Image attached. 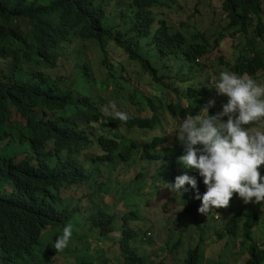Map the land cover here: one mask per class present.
<instances>
[{
    "label": "trees",
    "instance_id": "trees-1",
    "mask_svg": "<svg viewBox=\"0 0 264 264\" xmlns=\"http://www.w3.org/2000/svg\"><path fill=\"white\" fill-rule=\"evenodd\" d=\"M110 5L111 0H0V264H54L57 254L66 264L100 262L101 244L109 243L116 232L115 218L107 208L85 217L71 207L63 190L84 183L95 188L99 163L108 166L109 183L119 165L137 161L161 164L156 179L169 183L179 169L178 148L163 149L165 138L139 143L126 133L161 129L166 114L174 120L199 114L213 97L204 61L226 37L213 42L198 30L165 21L153 29L148 0H133L120 16L108 11ZM263 5L264 0H224L230 21L237 23L229 32L239 30L236 36L227 35L239 42L227 69L252 76L264 72ZM111 18L119 26L113 27ZM127 20L132 22L129 32L124 28ZM84 42L101 46L107 70L103 81L81 63L73 84L54 76L51 70L59 65L65 48ZM111 46L123 50L150 78L151 95L111 63ZM122 93L126 104L152 117L129 116L122 123L105 115L101 107L107 104L106 94L118 98ZM93 145L102 150V157L88 153ZM240 200L233 193L229 207L220 209L221 238H242L243 252L250 257L246 264H264V244L254 231L260 226L264 233V204L242 201L239 206ZM212 212L206 216L194 211L193 201L185 203V214L204 223ZM133 218L130 214L123 222L127 225ZM69 223L73 237L67 249H38L43 231L49 226L54 230L49 238L53 243ZM136 237L130 230L121 232L123 264H147L131 243ZM199 257V251H192L184 264H201Z\"/></svg>",
    "mask_w": 264,
    "mask_h": 264
},
{
    "label": "rangeland",
    "instance_id": "rangeland-1",
    "mask_svg": "<svg viewBox=\"0 0 264 264\" xmlns=\"http://www.w3.org/2000/svg\"><path fill=\"white\" fill-rule=\"evenodd\" d=\"M132 1L111 0L108 11H114L119 15L128 8ZM153 1L154 4L147 11L151 13L154 29L159 27L161 21H165L171 26H183L187 31L198 30L203 35L213 37V42L226 37L220 46H215L204 64L205 70L213 78L217 73L228 70L227 65L229 64L227 63L232 62L234 48L239 45V42L227 35L231 33L236 36L239 30L229 32V28L237 23L230 21V17L224 10V0ZM109 58L117 68L125 70L132 85L144 94L151 95L150 78L145 76L138 65L129 60L123 50L111 46ZM78 63L90 67L91 73L97 80L103 81L105 78L107 70L103 67V54L97 45L89 42L73 43L67 46L59 65L51 70V73L64 82L73 84L78 73ZM256 78L264 84V72L257 74ZM120 102L123 111L131 116H141L143 119L152 117L148 111L140 113L136 107L123 101ZM171 102L175 104L178 102L173 94ZM182 105L187 106L188 103L182 100ZM179 126L178 120L166 114L161 129L147 133L128 132L126 135L136 139L139 143H151L154 138L161 137L166 139L162 145L163 149L173 148L175 144L179 147L175 139V131ZM248 127L251 130L264 131V123H253ZM122 132L125 131L122 130ZM88 153L95 157L104 155L96 145H93ZM99 165L101 175L95 177V188L84 183L63 191L64 196L70 200L71 207L78 208L85 217H89L98 209L107 208L108 213L115 218L113 222H115L116 232L110 235L112 240L109 243L101 244L103 253L97 264H123L119 239L124 229L137 235L131 243L147 264H184L189 259L188 254L192 251H199L201 264H246L249 260V255L243 252L244 240L242 238L238 240L232 236L221 238L220 233L224 229V222L219 210H216L210 221L206 223L196 216L183 215L188 197L170 193L166 185L156 180L155 175L161 164L148 165L140 161L134 165L121 164L116 169L115 180L111 183L108 182L107 166L103 163ZM86 167L92 170L90 165ZM118 175L121 176L118 177ZM136 179H139L138 182L133 183ZM240 205L241 202H239ZM130 213H133L136 218L125 225L123 219ZM254 231L256 239L263 246L262 228L259 226ZM49 235L50 229L48 228L44 232L39 248L47 242ZM92 241L95 247L97 240ZM53 262L54 264H66V261L58 255L53 258Z\"/></svg>",
    "mask_w": 264,
    "mask_h": 264
},
{
    "label": "clouds",
    "instance_id": "clouds-1",
    "mask_svg": "<svg viewBox=\"0 0 264 264\" xmlns=\"http://www.w3.org/2000/svg\"><path fill=\"white\" fill-rule=\"evenodd\" d=\"M211 86L213 97L199 114L177 119L180 126L175 139L179 147H174L178 148L179 169L163 184L170 193L188 197L186 202L193 201L194 211L206 216L229 207L233 193L242 199L241 204H264V131L248 127L264 123V84L256 75L228 69L220 72ZM101 111L122 123L131 116L118 111L115 102L102 106ZM183 215H187L185 210ZM72 227L67 224L50 243L54 230L49 226L50 235L42 247L62 253L73 237Z\"/></svg>",
    "mask_w": 264,
    "mask_h": 264
},
{
    "label": "crops",
    "instance_id": "crops-1",
    "mask_svg": "<svg viewBox=\"0 0 264 264\" xmlns=\"http://www.w3.org/2000/svg\"><path fill=\"white\" fill-rule=\"evenodd\" d=\"M148 1H151V2H152V5L154 4V1H153V0H148ZM222 7H223V6H222ZM124 11H125V10H124ZM124 11H122L119 15H117L114 11H110V12H111V13H114V15L120 16ZM110 23H111V25H112L113 27H117V26H119L118 21H117V20H114L113 18H111ZM131 27H132V22H131V20H127L126 23H125V27H124L125 30H126L127 32H129V31L131 30ZM93 44L97 45V46L100 48L101 52H102V49H101L100 44H98V43H96V42H94ZM219 73H220V72H219ZM219 73H217V75H216L214 78H213L211 75H209V76H210V83H211L212 81H214V80H218V78H219ZM205 80H207V78H206ZM106 96H107V98H106V100H107V104H109L110 102H115L116 105H117V110H118V111H122V110H123L122 107H121L122 105H121V102H120V101H123V102H124V99H125V97H126L125 93H122L121 96L118 97V98H115L114 95H107V94H106ZM108 171H109V168H108V166H107V173H108ZM114 175H115V173L113 172L111 178H114ZM108 214H109V213H108Z\"/></svg>",
    "mask_w": 264,
    "mask_h": 264
}]
</instances>
